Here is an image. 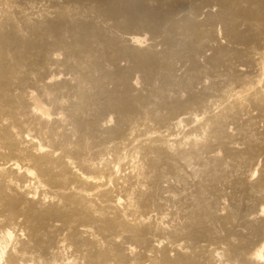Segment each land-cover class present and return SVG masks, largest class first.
Listing matches in <instances>:
<instances>
[{
    "label": "bare ground",
    "instance_id": "obj_1",
    "mask_svg": "<svg viewBox=\"0 0 264 264\" xmlns=\"http://www.w3.org/2000/svg\"><path fill=\"white\" fill-rule=\"evenodd\" d=\"M259 156L264 0H0V264H264Z\"/></svg>",
    "mask_w": 264,
    "mask_h": 264
},
{
    "label": "rangeland",
    "instance_id": "obj_2",
    "mask_svg": "<svg viewBox=\"0 0 264 264\" xmlns=\"http://www.w3.org/2000/svg\"><path fill=\"white\" fill-rule=\"evenodd\" d=\"M136 33H137V32H136ZM134 34H135V33H134ZM140 34H141V33H140ZM136 35H137V34H136ZM138 35H139V34H138ZM139 36H142V35H139ZM180 73H181V72H180ZM138 78H139V79H138ZM138 78L136 77V79H135L136 83L139 84L138 86H140V87L145 86V85H144V82H143V80H142V78H141V76L138 75ZM139 82H140V83H139ZM142 84H143V85H142ZM143 88H144V87H143ZM143 88H140V89H143ZM143 92L145 93V92H147V91H144V90H143ZM152 105H154V104L152 103ZM147 106H148V105H147ZM150 106H151V105L149 104V106H148L147 108H149ZM152 107H153V106H152ZM152 107H150V108H152ZM162 110H163V109H161V111H162ZM163 111H164V110H163ZM182 130H185V128H182ZM258 158H259V159H258ZM258 158H257V161H256L257 166H255V165H256V164H255L254 167H253V175H254V177H257V176L259 175V172H257V171H258V170H257L258 167H259V166L262 167L263 164H264V160H263L264 157H263V156H262V157L259 156ZM262 158H263V159H262ZM261 159H262V160H261ZM259 160H261V161H260L261 163L259 162ZM262 162H263V163H262ZM261 164H262V165H261ZM258 165H259V166H258ZM260 167H259V168H260ZM254 168H255V169H254Z\"/></svg>",
    "mask_w": 264,
    "mask_h": 264
}]
</instances>
